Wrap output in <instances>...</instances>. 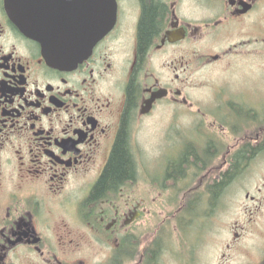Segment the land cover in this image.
Returning <instances> with one entry per match:
<instances>
[{
    "label": "flooded vegetation",
    "instance_id": "af4514ba",
    "mask_svg": "<svg viewBox=\"0 0 264 264\" xmlns=\"http://www.w3.org/2000/svg\"><path fill=\"white\" fill-rule=\"evenodd\" d=\"M116 1L114 29L67 66L0 0V264H264V235L251 232L264 185L245 192L248 220L222 217L242 177L264 173V97L192 94L196 71L263 41L211 51L264 0ZM163 120L188 134L134 167V128ZM219 241L216 255L200 252ZM98 247L100 263L84 258Z\"/></svg>",
    "mask_w": 264,
    "mask_h": 264
},
{
    "label": "rangeland",
    "instance_id": "374dc122",
    "mask_svg": "<svg viewBox=\"0 0 264 264\" xmlns=\"http://www.w3.org/2000/svg\"><path fill=\"white\" fill-rule=\"evenodd\" d=\"M193 13L194 18H198L201 16L202 11L195 9ZM239 26L241 28L233 33L228 41L223 40V43L219 41L211 42V46H214V49L211 50L212 54L221 53L218 50L220 46L227 48L228 46L238 45L249 39H263V41H259L258 43L253 41L248 47L239 48L238 50L241 51L240 54H235L224 62L196 71L193 79L195 88L192 91V94L196 97L206 98V95L211 93V90L215 88L225 89L232 94H239L242 98L247 99H250L252 95H257L259 98L261 96L264 97V3L248 19L241 22ZM262 99L264 100V98ZM262 113H264V109L260 110V114ZM178 133L179 136H186L188 134L186 124L179 126L177 129H171L167 127L165 120H163V123L158 124H152L149 121L134 128L133 146L136 148L132 151L134 155L131 158L134 167L138 168L139 166L154 164L156 158L160 156V148L163 147L164 149L166 141L171 136L178 135ZM263 185L264 173L244 175L242 181L234 186L232 190L237 191L236 198L233 203H228L225 212L222 214L227 226L235 220L243 222L250 218L249 213L247 215L244 214L245 206H252V204L245 200V192L255 194V191L259 187H263ZM165 211L167 212L169 210L164 209ZM256 220L257 222L251 232L258 234V238L260 239L264 235V209H262ZM174 224L175 222L172 221L171 223L169 221V225L173 229V233H175V239H177L179 231L175 228ZM195 224L198 225L199 222L196 223L195 221ZM228 232V228L222 231L223 235L221 238L223 240L228 238ZM197 241L198 239L196 237V246L198 245ZM219 249L220 241L219 243H212L209 247L202 244L199 248L201 253L210 250L212 255H216ZM92 251L86 250L84 258H87L89 261L92 260L93 263H100L103 260L101 247L94 248ZM97 254L99 255L97 256ZM184 254L187 255V253ZM175 259L179 261L180 258L173 257L170 254L165 260L168 264H179L180 261L178 262ZM201 264H204V262Z\"/></svg>",
    "mask_w": 264,
    "mask_h": 264
},
{
    "label": "water",
    "instance_id": "95a60500",
    "mask_svg": "<svg viewBox=\"0 0 264 264\" xmlns=\"http://www.w3.org/2000/svg\"><path fill=\"white\" fill-rule=\"evenodd\" d=\"M53 0H6L10 17L28 37L42 44L51 61L75 65L115 27L116 0H59L62 14L51 12ZM249 8L243 11L246 13Z\"/></svg>",
    "mask_w": 264,
    "mask_h": 264
},
{
    "label": "trees",
    "instance_id": "16d2710c",
    "mask_svg": "<svg viewBox=\"0 0 264 264\" xmlns=\"http://www.w3.org/2000/svg\"><path fill=\"white\" fill-rule=\"evenodd\" d=\"M121 164V165H120ZM128 167L130 168L131 167V165L129 166V164H125V163H123V160H121V163H116V168H120V169H122V170H127L128 169Z\"/></svg>",
    "mask_w": 264,
    "mask_h": 264
}]
</instances>
